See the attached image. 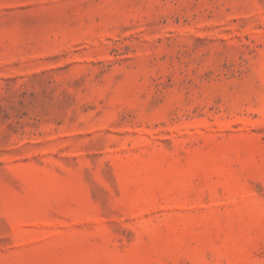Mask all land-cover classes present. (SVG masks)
<instances>
[{
  "label": "rangeland",
  "instance_id": "obj_1",
  "mask_svg": "<svg viewBox=\"0 0 264 264\" xmlns=\"http://www.w3.org/2000/svg\"><path fill=\"white\" fill-rule=\"evenodd\" d=\"M0 264H264V0H0Z\"/></svg>",
  "mask_w": 264,
  "mask_h": 264
}]
</instances>
